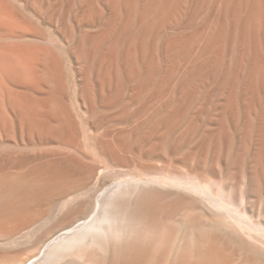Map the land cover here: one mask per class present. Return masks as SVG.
Instances as JSON below:
<instances>
[{"label":"rangeland","instance_id":"obj_1","mask_svg":"<svg viewBox=\"0 0 264 264\" xmlns=\"http://www.w3.org/2000/svg\"><path fill=\"white\" fill-rule=\"evenodd\" d=\"M93 110L116 117L114 139L94 131ZM40 155L65 159L75 176L93 167L106 183L154 177L158 192L182 188L172 194L200 199L209 214L193 215L214 227L219 211L190 177H229L230 192L199 179L236 205L242 188L264 191V0H0V163ZM54 202L32 232L0 239V264L41 254L34 235L54 228ZM178 215L171 252L197 229ZM99 248L79 255L109 257Z\"/></svg>","mask_w":264,"mask_h":264},{"label":"bare ground","instance_id":"obj_2","mask_svg":"<svg viewBox=\"0 0 264 264\" xmlns=\"http://www.w3.org/2000/svg\"><path fill=\"white\" fill-rule=\"evenodd\" d=\"M92 116L94 131L100 137L114 139L116 117L102 110H93ZM147 160L142 163L148 164ZM65 162V159L57 155H40L24 158L16 166L14 163L12 166L0 163V239H17L18 236L32 232L35 229L33 223L46 217L52 209L53 200L63 208L56 217L54 228L48 231V234L39 232L34 235L33 242H41L43 245L41 254L33 256L35 258L30 264H66L71 263L73 257L82 260L74 264H264V191H251L254 186H251L249 191L248 188H242L244 194L240 193L241 197L236 205V201L234 203L231 197L225 198L220 192L214 194L207 181L203 184L199 179L210 180L213 184L211 186L216 185V188L225 191L224 188L229 187L231 183L229 177L196 178V175L194 179L189 178L191 181L186 180L188 176L182 177L183 180L189 181L190 189L201 192L208 206H212V211L213 208L219 211L212 214L211 220L216 225L207 228L203 221H200L202 217L193 214L198 207L202 212L205 210L208 213V206L207 209H204L205 206L201 207L203 204L199 202L200 199L197 201L196 198L187 196L186 190L183 193L182 190L178 195L172 194L177 190L172 193L158 192L153 188L154 177L124 176L125 178L106 183L109 180L99 177L93 167L86 169L82 166L80 175L75 176L72 174L74 170L69 167L70 164ZM109 163L106 167L109 165L110 169H114L113 166H130L129 161L115 162L112 163L113 166ZM31 178L35 179L40 187H34ZM178 185L182 183L179 182ZM234 187L231 186L232 189ZM39 188L47 189L49 193H43ZM179 189L182 188H178V191ZM228 189L230 192V187ZM10 190L17 191L16 195L10 194L6 197L5 192ZM33 198L40 201L39 210L30 208ZM182 212L188 218V226H195L197 229L185 232L178 243V249L171 252L172 241L178 234L175 235L174 219ZM20 221L23 223L4 224ZM222 226L231 237L221 229ZM233 243L237 245L234 247ZM92 245L107 249L106 255L109 257L106 259L102 253L96 252L86 258L82 257V254L79 255L80 251L83 252V247ZM240 246L245 249H242L243 253L240 252Z\"/></svg>","mask_w":264,"mask_h":264}]
</instances>
